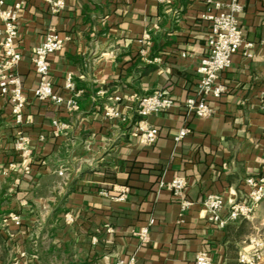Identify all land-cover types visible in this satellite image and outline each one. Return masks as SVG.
I'll list each match as a JSON object with an SVG mask.
<instances>
[{
    "label": "crops",
    "instance_id": "crops-1",
    "mask_svg": "<svg viewBox=\"0 0 264 264\" xmlns=\"http://www.w3.org/2000/svg\"><path fill=\"white\" fill-rule=\"evenodd\" d=\"M2 1L21 7L15 45L27 106L17 126L13 106L0 97V264H115L134 253L137 264H195L200 252L214 264H239L249 238L264 228V203L221 228L209 223L203 201L211 194L237 201L247 178L264 175V0L243 1L239 24L253 54L240 50L220 74L227 91L208 101L215 112L208 119L188 116L184 107L208 52L209 24L201 18L207 0H62L58 14L45 0ZM51 29L66 41L49 57V80L69 99L72 79L81 93L74 114L34 97L40 77L33 53ZM145 34L148 47L140 44ZM154 93L176 105L147 118L158 130L150 146L134 135L136 116L127 125L105 116L107 105L126 113ZM115 96L122 102L110 101ZM54 121L67 127L58 136ZM184 127L190 133L176 142ZM20 132L29 140L28 159L15 149ZM176 177L186 179L185 198L193 203L185 212L160 186ZM101 191L126 192L127 199ZM146 227L144 246L137 234Z\"/></svg>",
    "mask_w": 264,
    "mask_h": 264
},
{
    "label": "built area",
    "instance_id": "built-area-1",
    "mask_svg": "<svg viewBox=\"0 0 264 264\" xmlns=\"http://www.w3.org/2000/svg\"><path fill=\"white\" fill-rule=\"evenodd\" d=\"M50 5L52 14H58L66 6L62 0L52 1L45 0ZM244 0H207V10L202 14L201 18L209 24V33L207 38L208 52L203 57L199 74L200 80L194 97L185 102V111L188 116H195L200 119H208L214 115L213 108L209 105L210 99H220L227 91L225 85L219 82V76L232 66V59L240 50L247 58L252 57L253 44L248 43L244 39V33L240 28L239 17L244 10ZM4 1L0 0V22L2 30H0V97L7 98L11 103L12 116L15 124L21 126L25 123V110L27 106V98L24 93L22 81L17 72L22 56L16 48V39L18 37V13L20 11L19 4L12 8H4ZM65 39L54 30H49L44 41L39 44L33 53L32 63L35 72L39 75L40 81L38 87L33 90L34 97L40 102H50L58 106H63L67 113L74 114L79 111L78 99L80 92L76 90V86L72 79H68L65 89L73 93V97L65 99L61 95L54 92L53 85L49 80L50 62L49 57L64 48ZM148 34H145L140 40L143 47L151 44ZM144 54L145 51H142ZM113 103L122 102L121 97L110 98ZM175 101L162 93H154L138 99L134 108H128V112L123 113L117 107L107 105L105 107V116L108 119L116 120L124 125L132 122L134 116L138 118L135 122L134 135L140 139L144 145L150 146L155 143L158 138V130L152 127L147 118L163 111L170 110L175 107ZM260 106L264 110V92L260 95ZM55 134H62L67 128L66 125L60 124L58 121L53 122ZM190 133L189 128H181L175 141L183 140ZM15 149L21 153L25 159L30 158L31 150L29 148V140L21 132L15 143ZM30 163L25 168V172L29 173ZM59 175H64V170L59 171ZM161 187H166L172 192L173 197L179 200L181 212H185L193 206L189 200L185 198L187 181L185 178L176 177L168 184L160 183ZM245 192L241 199L226 203L222 196L211 194L203 201V209L207 213V219L212 225L225 227L228 221H237L246 219L253 215L257 207L264 203V175L257 177H249L245 180ZM100 195L111 197L117 201H125L127 193L124 192L120 196H110L107 192L101 191ZM227 211L226 218L223 213ZM10 220L16 225L20 224V218L11 215ZM71 221V218H67ZM153 222H151L152 224ZM137 237L140 244L144 245L150 242V229L146 227L142 229ZM239 264H264V233L256 234L249 238L245 247L239 254ZM115 264H137V255L134 253L127 260L119 259ZM195 264H214L211 257L204 252H200L195 257Z\"/></svg>",
    "mask_w": 264,
    "mask_h": 264
},
{
    "label": "rangeland",
    "instance_id": "rangeland-1",
    "mask_svg": "<svg viewBox=\"0 0 264 264\" xmlns=\"http://www.w3.org/2000/svg\"><path fill=\"white\" fill-rule=\"evenodd\" d=\"M260 233H264V228H263V230Z\"/></svg>",
    "mask_w": 264,
    "mask_h": 264
},
{
    "label": "trees",
    "instance_id": "trees-1",
    "mask_svg": "<svg viewBox=\"0 0 264 264\" xmlns=\"http://www.w3.org/2000/svg\"><path fill=\"white\" fill-rule=\"evenodd\" d=\"M173 195V194H172Z\"/></svg>",
    "mask_w": 264,
    "mask_h": 264
}]
</instances>
